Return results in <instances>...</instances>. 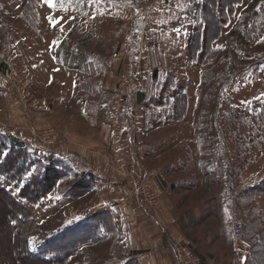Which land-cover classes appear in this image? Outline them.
Returning <instances> with one entry per match:
<instances>
[{"label":"rangeland","instance_id":"rangeland-1","mask_svg":"<svg viewBox=\"0 0 264 264\" xmlns=\"http://www.w3.org/2000/svg\"><path fill=\"white\" fill-rule=\"evenodd\" d=\"M194 1L0 0V133L27 138L17 137L28 148L26 168L47 158L30 172L59 150L63 178L52 193L73 188L80 174L92 184L60 213L42 211L33 253L64 234L54 230L66 213L113 209L105 220L111 238L79 246L66 264H142L162 257L158 242L175 239L202 263L200 249L212 246L221 257L230 253L231 264L237 219L250 246L243 263L264 264V0L236 5L214 41L220 51L205 63L178 42V30L194 26ZM66 12L72 24L53 27ZM48 45L75 70V89L74 76L54 71ZM5 146L8 154L12 143ZM0 179L18 197L14 183ZM11 209L0 194V257L26 264L5 217Z\"/></svg>","mask_w":264,"mask_h":264},{"label":"trees","instance_id":"trees-1","mask_svg":"<svg viewBox=\"0 0 264 264\" xmlns=\"http://www.w3.org/2000/svg\"><path fill=\"white\" fill-rule=\"evenodd\" d=\"M227 1L228 3L226 4L222 0H195L193 2L194 12L191 14V18L194 26L188 38V47L193 59L201 58V62L205 63L216 57L220 51L213 45L218 38L219 28L224 23L228 24L231 14L235 13L236 5L242 0ZM212 26L216 30V33L214 32L215 35H211ZM143 97L144 95L139 94V100H143ZM185 98L186 96L184 95ZM3 142L12 143L9 153L6 155L3 151L8 149V146L4 147ZM25 149L26 147L17 137L12 138L10 141L7 134L0 133V176H7L14 183V188L19 189L18 198L13 192L4 187L0 179V194L3 195L5 203L12 207L10 213H7L5 217L11 229L13 241L15 242L19 237L21 254L26 259V264H66L73 251L97 235V231L94 228L98 222L96 223V219L87 222L85 227L88 230L84 234L77 232L80 228L82 229V226H73L63 235L47 241L46 248L44 247L45 250H43L42 254L33 253L30 241L35 231L37 220L31 210L27 208L24 200L29 204L44 205L43 199L56 189V183L63 177L59 170L61 167L59 166L60 161L55 160L60 159L58 157L60 154L57 155V152H51L49 153L51 154V160L45 162L44 166H40L42 171L35 170V168L34 174L27 178V173L31 171L32 164H39L41 161H46L47 158L46 160L37 158L35 163L29 164L26 168L23 159L26 157L25 154L28 148ZM26 158L28 159L29 157ZM84 175L80 174L77 185L66 190L64 194L72 197L73 193H78L80 190L83 192L89 190L92 187L91 182L86 183L80 180L85 178ZM260 185L253 186L250 190H254ZM107 216L109 215L101 214V216H97L99 223L105 227L107 226L105 222ZM46 254H51V257ZM0 264H6L1 257Z\"/></svg>","mask_w":264,"mask_h":264},{"label":"crops","instance_id":"crops-1","mask_svg":"<svg viewBox=\"0 0 264 264\" xmlns=\"http://www.w3.org/2000/svg\"><path fill=\"white\" fill-rule=\"evenodd\" d=\"M68 15L69 14H67V12H66V15L61 16L64 18L59 23L61 31H63L64 29L66 30L67 27L69 25H71L72 22L75 20V18L68 17ZM178 33L180 35L179 37L181 40L180 41L178 39L177 40H178L179 44L181 45L182 49L188 48V38H189V35L191 33V28H189L187 31H184V32H180L178 30ZM47 47H48V49H47L48 50V57L52 61V63L55 65L53 67L54 71L55 72L61 71V72H66V73L69 72L68 73L69 75L74 76V78L71 80V90L75 89L77 86V82H76L77 78L74 74L75 70H73L72 68H69L68 64L62 62V60H58L57 50L53 49L52 45H48ZM2 69L4 70V67ZM77 75H78V72H77ZM1 78H3V74H2V71L0 69V79ZM54 79H55V77H54L53 73H51L49 75V78H48L49 83H51ZM144 93L145 92H141L140 94L144 95ZM133 96H134L133 94H132V96H130V100L133 98ZM81 112L83 114L85 113V107L84 106H82ZM6 131H8V130H6ZM12 135H14L18 138L23 137L25 140L27 139L20 132L15 131V130L13 131ZM128 135H129V142L133 143V141H134L133 133L131 132ZM33 141H36V140L33 139ZM46 148L51 149V147H46ZM57 151H59V150H57ZM33 153H35V151H33ZM60 153L68 154V153L63 152V151ZM48 154H49V152H48ZM48 154L44 153V157H46ZM79 167H80V165H78V169L80 170L81 168H79ZM49 197L51 199L50 200L51 203L50 204L46 203V205L44 207H43V205L32 204L34 207H31V212L36 219H40L42 211L45 209H47L49 217L51 216L50 214H52V212H53V214L60 213L61 211H63L65 209V205L68 204L71 200H73V197L65 195L64 192H62L61 196L56 195V193H51L45 199H49ZM101 214H106V215L108 214L109 216H112L114 218L116 216L115 210H113V209L100 210V211L96 212L95 214H91L90 211L89 212L88 211L87 212H80V213L75 211V212H72L71 214L66 213V215L69 216L70 219H68V222L66 224H64L63 226L54 230V233L63 234V233H66L73 226H82V229L80 228V230H78L77 232H79V234L80 233L84 234V232L88 230V228L85 227L86 221H91L93 219H96L95 221H96V223L98 222V224L95 226L94 230L97 231V235L94 236L93 238H91L89 241H86L85 243L80 245V247L83 248V247H87L88 244L93 245L95 243H100V242L103 243L105 241H108L111 238L112 233L115 231L111 230L112 231L111 232L107 226L105 227L99 223V219H97V216H101ZM158 224L163 230H165V229L167 230L169 228L163 222H159ZM105 229H106V231H105ZM178 241L179 240H177V239L171 240V241L169 240L167 247L164 246L163 242H158L156 244L155 249L158 250L157 254L159 253L162 257L157 259L154 256V254H151L147 258V262H141V263L142 264H187L185 261L183 262L181 260V257L179 256L178 246L180 244ZM230 246H231V249L233 252L232 253L233 257H236L237 259H239L240 261L243 262L244 258L246 257V256H243L244 253H247L249 251L248 249L250 246H249L248 242H246L244 240H242V242L234 241V242L230 243ZM167 254H170L171 257H168ZM200 254L202 255V259H203L204 264H227L228 258L231 257L230 253L223 254V257L219 256L218 253L216 252V250H213L212 246L205 248V249L201 248Z\"/></svg>","mask_w":264,"mask_h":264},{"label":"built area","instance_id":"built-area-1","mask_svg":"<svg viewBox=\"0 0 264 264\" xmlns=\"http://www.w3.org/2000/svg\"><path fill=\"white\" fill-rule=\"evenodd\" d=\"M131 90H128V94H130ZM127 94V96H129ZM113 120L114 123H118L119 118L116 114L113 115ZM49 130H53V128L49 129ZM32 139L38 141L40 144L46 146V147H50L48 146L46 143H43L41 141H39L36 137H32ZM138 190L139 187H138ZM244 221L242 219H237L234 223V237L237 241L243 240V235H244ZM178 252H179V256L184 259V261L189 262L190 264H203L201 262V260L198 257H195L193 252L190 250L189 247L187 246H179L178 247ZM231 264H244L242 261H240L239 259H237L236 257H234L231 261Z\"/></svg>","mask_w":264,"mask_h":264},{"label":"snow or ice","instance_id":"snow-or-ice-1","mask_svg":"<svg viewBox=\"0 0 264 264\" xmlns=\"http://www.w3.org/2000/svg\"><path fill=\"white\" fill-rule=\"evenodd\" d=\"M44 2L46 4L55 5L56 0H44ZM63 19H64L63 17H60L58 19L52 20V26L53 27L57 26L60 23V21L63 20ZM34 171L35 170H33L32 172L27 173V175H29V176L33 175L34 174Z\"/></svg>","mask_w":264,"mask_h":264}]
</instances>
